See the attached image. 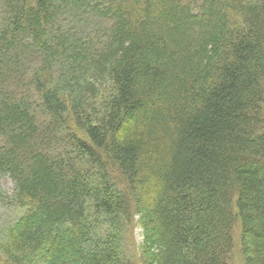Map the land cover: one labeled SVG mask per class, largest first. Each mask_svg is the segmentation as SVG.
<instances>
[{"label": "trees", "instance_id": "trees-1", "mask_svg": "<svg viewBox=\"0 0 264 264\" xmlns=\"http://www.w3.org/2000/svg\"><path fill=\"white\" fill-rule=\"evenodd\" d=\"M0 15L2 200L23 209L9 263L230 264L239 224L244 264H264V0H0Z\"/></svg>", "mask_w": 264, "mask_h": 264}, {"label": "rangeland", "instance_id": "rangeland-1", "mask_svg": "<svg viewBox=\"0 0 264 264\" xmlns=\"http://www.w3.org/2000/svg\"><path fill=\"white\" fill-rule=\"evenodd\" d=\"M0 20H1V17H0ZM70 129L72 132L76 133L79 136V138L87 139L86 134L83 131L79 130L78 127L73 122H71ZM60 134L66 135L70 133L66 129L63 133H60ZM104 160L107 162L109 166L108 169L110 173L112 174L114 180H117L118 183H120V185H123L124 182L118 170L111 163H109L111 161H109L107 158H104ZM0 193H1L0 195V260L4 262L5 264H11L9 263V261L3 255L1 251V243L3 241L2 238H3V234L5 230L21 216V214L23 213V209H21L15 203L5 204L4 200H2V198H4L5 200L11 199L14 193V183L8 176L0 175ZM137 220H138V217L136 218V222L133 223L132 226L130 227V232H131L130 240H131V246L134 252L135 250L137 251V247H139L143 239L142 230L140 226L137 224ZM239 227L240 225L238 224L237 229L234 234L235 248H234V252H233V256L231 258L230 264H244L243 255L241 253V243H240V237H239L240 228ZM139 264H143V263L139 261Z\"/></svg>", "mask_w": 264, "mask_h": 264}, {"label": "bare ground", "instance_id": "bare-ground-1", "mask_svg": "<svg viewBox=\"0 0 264 264\" xmlns=\"http://www.w3.org/2000/svg\"><path fill=\"white\" fill-rule=\"evenodd\" d=\"M0 17H1V15H0ZM126 186V185H125ZM127 188V187H126ZM122 189H125V187H123ZM126 191H127V189H126ZM240 233H241V231H240ZM240 237V242H241V236H239Z\"/></svg>", "mask_w": 264, "mask_h": 264}]
</instances>
